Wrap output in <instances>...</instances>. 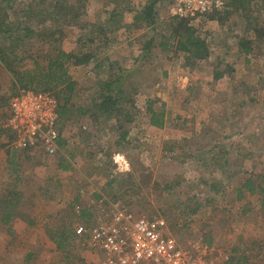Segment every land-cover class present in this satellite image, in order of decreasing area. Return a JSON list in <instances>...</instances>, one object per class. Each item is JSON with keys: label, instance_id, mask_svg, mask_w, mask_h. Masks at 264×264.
I'll list each match as a JSON object with an SVG mask.
<instances>
[{"label": "rangeland", "instance_id": "rangeland-1", "mask_svg": "<svg viewBox=\"0 0 264 264\" xmlns=\"http://www.w3.org/2000/svg\"><path fill=\"white\" fill-rule=\"evenodd\" d=\"M170 1L163 0L156 7L158 31L169 19ZM18 2L13 11L20 23L18 34L23 36L24 27L34 33L29 40L17 43L19 38L14 42L0 37V45L6 49L13 46L23 69H32L33 61L45 66L58 50L90 53L87 65L68 67L76 82L75 105H91L101 83L113 79L114 74H127L124 91L136 89L138 109L130 126L118 129L122 117L104 120L98 116L92 121L85 116L61 131L66 144L57 143L53 153L40 148L27 150L37 159L70 157L77 177L81 174L77 187L89 189L87 199L95 220L107 214L105 203L136 211L139 216H162L170 233L185 246L201 241L203 233H211V246L225 257L236 246L243 249L251 239L264 241V210L259 197L244 194L239 199L235 192L246 173L264 178V60L239 52L243 18L230 15L224 25L206 23L211 56L191 67L173 51L154 50L136 62L148 30L143 21H133L143 0H67L81 6V16L73 26L52 22L53 15L46 12L45 4L34 8V0ZM113 9L119 15L111 19ZM57 28L61 33L54 37L61 40L56 43L40 35ZM216 59L231 65V79H213L211 69ZM0 85V95L10 92V76L0 77ZM148 100H155L158 109L163 104L165 122L161 129L148 125L144 113ZM5 115L6 111L2 112L0 120ZM125 131V140L118 142ZM24 167L29 169L22 163L21 169ZM213 181L220 183L216 192L209 187ZM77 187L75 194L79 193ZM93 191L99 197L95 198ZM194 207L198 211L186 215ZM66 210L64 222L72 230L84 225L75 221L72 210ZM19 211L17 222H0V264H99L100 256L85 246L83 234H76L73 250L54 253L51 246H43L44 255L34 258L39 241H34V222H27L34 220V207ZM55 227L57 224H52L49 229ZM257 262L251 260L250 264ZM259 264H264V259Z\"/></svg>", "mask_w": 264, "mask_h": 264}, {"label": "trees", "instance_id": "trees-1", "mask_svg": "<svg viewBox=\"0 0 264 264\" xmlns=\"http://www.w3.org/2000/svg\"><path fill=\"white\" fill-rule=\"evenodd\" d=\"M162 1L143 0L141 8L133 15L134 22L143 21L148 28L147 33L144 34V41L136 62L142 57H147L154 50L161 52L173 51L181 54L185 64L191 67L200 62L208 61L211 56L209 45L211 35L210 32L205 31L204 25L209 22L224 25L229 20L230 15H236L237 18H243L244 20V27L241 34L238 35L240 38L237 41L239 52L245 57L249 55L259 56L264 60V0H227L222 10H210L180 19L169 17L164 28L158 31L155 27L157 25L156 7ZM34 4V8L43 7L44 4L47 5L46 12L49 10V14L53 15L51 21L56 24L63 23L73 26L81 16V6L70 5L67 0H34ZM18 5V0H0V37L11 38L14 42L15 38H19L16 39V43L22 39L29 40L31 38L30 34L34 33L29 27H24L22 28L23 36L20 37L18 34L20 23L16 21L18 17L13 13L14 10H17ZM255 12L256 16L253 14ZM116 15L118 16L119 12L115 9L109 13L111 19ZM45 29L43 28V30ZM59 30L58 28L48 29V31H42L40 35L53 38V42L56 43L61 40L59 37L56 39L54 37L61 33ZM250 33H252V37L249 36ZM12 48L13 46H10L9 49H6L0 45V70L5 71L11 78V94H16L19 89H31L37 92H49L53 95L57 102V130L59 135L67 125L77 123L85 116H88L92 121H97L98 116H103L104 120L110 118L119 120L122 117V121L118 123V129L120 130L123 126H130L134 122L135 112L138 109L134 97L136 89L132 88L130 92H126L122 88L127 74H114L113 79L103 81L97 97L92 99L91 105L87 107L75 105L72 100L76 96V82L68 74V67L87 65L92 58L90 53L78 54L58 50L54 58L47 59L45 66H40L37 61H33L32 69H23L20 59ZM98 67L99 62L96 65V68ZM211 70L214 80L231 79L234 72L229 63L220 59L214 60ZM7 97V95H0V110L6 105ZM155 103V100L146 101L144 113L150 127L161 129L165 122L163 104L158 109L154 107ZM2 130L12 138V134L5 129L0 128V134L3 133ZM127 131L122 133L118 142L125 140ZM59 139L61 140L62 137L59 136ZM58 144L63 145L64 143L60 142ZM21 150L29 151L30 149ZM61 167L66 168L65 166ZM245 175L247 176L242 177L235 188L236 196L239 199L245 197L244 194L258 196L260 208L264 210V184L261 182L262 180L264 182V178L248 173ZM219 184L217 181L209 184L212 192L217 191ZM79 206L77 219L80 223L88 228L97 225V220L94 219L91 211L87 207ZM197 209L198 207H194L186 215L195 214L198 211ZM0 211L1 223L5 225L11 216L12 210L0 207ZM131 212L135 216H139L138 212ZM50 235L58 252L65 253L76 248L74 241L77 235L71 229V226H58ZM201 238L202 243L212 245L213 235L211 233H203ZM178 242L184 245L181 240H178ZM259 255L261 259L258 257ZM263 257L264 241L251 239L243 249L238 246L234 247L231 250V255L227 256L222 264H250L251 260L255 259H258L257 264H259L264 259Z\"/></svg>", "mask_w": 264, "mask_h": 264}, {"label": "built area", "instance_id": "built-area-1", "mask_svg": "<svg viewBox=\"0 0 264 264\" xmlns=\"http://www.w3.org/2000/svg\"><path fill=\"white\" fill-rule=\"evenodd\" d=\"M226 2L171 0L168 16L180 19L222 10ZM56 108V99L50 93L19 89L7 102L0 128L12 134L11 145L16 149L40 148L53 153L60 136ZM105 204L107 214L98 218L97 225L75 229L78 236H85V246L100 256L99 264H218L227 258L201 241L180 244L162 216H135L113 203Z\"/></svg>", "mask_w": 264, "mask_h": 264}, {"label": "crops", "instance_id": "crops-1", "mask_svg": "<svg viewBox=\"0 0 264 264\" xmlns=\"http://www.w3.org/2000/svg\"><path fill=\"white\" fill-rule=\"evenodd\" d=\"M0 77L7 78L8 74L0 70ZM2 88L3 86L0 85V89ZM9 91L7 94H1L8 96L7 102L9 97L13 95L11 94L12 86H10ZM7 102L0 110V114L6 111ZM2 131L3 133L0 134V207L12 210L5 225L14 221L17 222L21 208L34 207V220L27 221L29 223L34 222V241H39L38 245L34 247V258L44 255L41 248L43 246H51L53 252L56 253L58 251L50 237L52 232L49 229L50 226L57 224V226L62 227L68 224L64 222L67 213L66 208L72 210L75 221L80 222L77 219L79 205L87 207L89 210L91 208L88 203L89 199H87L89 189L83 190L82 187H77L75 182L81 180V174L79 173V179L70 157L59 156L52 161L50 158H33L27 151L14 148L11 145L12 138L4 130ZM61 137L63 139H59L57 143L66 144V137ZM67 161L69 164L66 163ZM22 163L25 166L28 165L29 169L25 167L21 169ZM32 180H34V185ZM76 187L79 189L77 190L79 193L75 194ZM27 192L30 194L26 195ZM93 192L95 198L99 197V193ZM28 199L29 201H27ZM25 201L27 203H24ZM92 214L94 216V213ZM1 219L0 216V222ZM52 230L54 231V228Z\"/></svg>", "mask_w": 264, "mask_h": 264}]
</instances>
